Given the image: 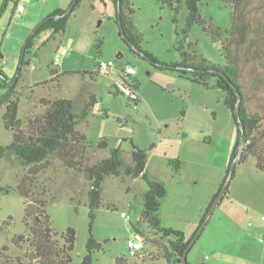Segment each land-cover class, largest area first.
Returning a JSON list of instances; mask_svg holds the SVG:
<instances>
[{
    "label": "rangeland",
    "instance_id": "374dc122",
    "mask_svg": "<svg viewBox=\"0 0 264 264\" xmlns=\"http://www.w3.org/2000/svg\"><path fill=\"white\" fill-rule=\"evenodd\" d=\"M129 1L132 25L142 36V50L161 63H179L184 52L196 62L226 65L221 42H213L199 25L184 34L186 0ZM71 2L0 0V10L6 4L0 15V83L2 77L9 82L16 77L22 49L29 42L16 85L18 118L23 125L29 117L44 112L39 105L41 98L71 100L79 113L94 97L87 119L76 126L93 147L88 165L117 148L122 160L130 164V141L147 149L148 176L162 182L167 191L161 201V225L186 230L190 218L204 213L222 184L237 138V127L223 103L225 93L214 87V80L207 87L198 85L175 72L156 69L134 53L119 36L113 0H82L63 33L52 35L45 30L34 34L45 17L56 9L67 10ZM18 4L23 7L21 13L16 12ZM197 7L209 25L222 31L229 28L231 8L221 0H201ZM56 55L57 66L53 64ZM101 63L113 66L102 70ZM254 66H259L256 60L243 71L245 99L250 112L264 116V85H257L259 74L250 72ZM128 67L135 75L125 76ZM68 72L73 75H65ZM257 72L262 73V69L257 68ZM123 80L136 81L138 102L116 93ZM4 91L0 88V96ZM3 113L0 109V146H7L12 133L3 125ZM259 131L264 142V121ZM101 140L107 148H97ZM173 160L180 162L177 172L169 165ZM255 164V158L250 157L234 166L226 195L214 206L187 253L188 264H264V173ZM26 172L27 167L15 154L0 159V253L6 249L4 254L19 259V264H28L25 254L30 252L25 240L20 246L13 245L14 237L29 236L24 225L25 203L17 191ZM37 183L48 190L45 212L53 231L58 235L68 228L75 231L72 264L82 261L89 237L101 248L93 252L92 264H116L117 258L126 264H167L164 248L150 243L156 240L169 251L167 239L154 234L146 223L139 224L145 239L132 227L143 210L147 185L142 180L123 175L104 179L101 204L93 220L88 207L90 183L82 174L52 162ZM170 208L174 209L173 218L163 214ZM197 225L184 235L186 240ZM128 241L141 242L135 256L129 254Z\"/></svg>",
    "mask_w": 264,
    "mask_h": 264
},
{
    "label": "trees",
    "instance_id": "16d2710c",
    "mask_svg": "<svg viewBox=\"0 0 264 264\" xmlns=\"http://www.w3.org/2000/svg\"><path fill=\"white\" fill-rule=\"evenodd\" d=\"M200 1H185L188 13L184 34L186 35L193 25H199L213 42L220 41L222 54L226 61L224 67L208 64L205 60L196 62L193 57L184 52H181L182 60L179 63H161L151 54L142 50V36L132 25L130 18L133 13L130 1L113 0L119 36L129 48L148 60L156 69L175 72L198 85L207 87L209 81L214 80V87L225 93L223 103L237 127V138L232 147L226 175L207 205L190 240H186L181 231L166 229L161 225L159 210L167 191L162 182L152 180L148 176L147 149H141L130 141L132 147L130 164H126L122 160L120 150L117 148L112 150L109 156L88 165L90 151L93 147L89 144L86 136L76 129V126L87 119L90 108L95 102L94 97L90 98L89 103L79 113L74 111L71 100L41 98L39 105L44 108V112L29 117L24 126L18 118L19 96L16 85L20 78L29 42L22 49L16 77L10 82L2 77L3 82L0 83V88L5 90L0 96V109H4L2 122L5 129L12 133V141L7 146H0V159L15 154L21 164L27 167V172L17 185V191L25 203L24 225L29 236L27 238L23 235L14 237L13 245L20 246L25 240L30 248V252L25 254L28 264H72L71 253L74 247L75 231L68 228L61 235L53 231L49 216L45 212L48 190L37 183L38 177L50 169L52 162L59 163L66 170L82 174L83 179L90 183L88 207L91 220L94 219V211L101 204V184L104 179L123 175L140 179L146 183L147 191L143 195V210L140 220L132 227L136 234L145 239L146 237L139 229V224L146 223L154 234H159L161 239H167L169 251L166 246L161 245L162 243L158 244L159 242L156 240L149 241L164 248L167 264L181 263L186 247L195 236L201 223L205 221L211 206L215 202L217 204L226 195L234 173V167L230 171V166L234 161L236 165L253 157L256 160V169L264 173L263 132L259 131L264 116L249 111L243 88V71L252 60H256L259 66H254L250 72L254 75L259 74L256 79L257 85H264V77L261 76L264 74V0H221L231 8L230 26L225 31L209 25L200 16L197 7ZM81 2L82 0H72L67 10L56 9L50 13L38 24L34 34L45 30L51 31L52 35L63 33L67 21ZM5 5L1 8L0 15L3 13ZM257 68L262 69V73L257 72ZM52 75H55L54 71ZM65 75H73V73L68 72ZM123 83L137 94L136 81L127 83L123 80ZM116 90V93H120L117 87ZM126 99L136 103L139 97L137 94L136 100ZM236 109L238 112L235 114ZM97 148H107L106 141H99ZM152 148L153 146L150 147V149ZM169 165L174 172H177L180 162L173 160L169 162ZM4 192L8 193L9 190L6 189ZM8 223L9 220L6 224ZM100 249V244L89 237L86 254L79 264H92L93 252ZM5 251L6 249H3V252L0 253V264L20 263L19 259L12 260L4 254ZM116 264H126V261L123 258H117Z\"/></svg>",
    "mask_w": 264,
    "mask_h": 264
},
{
    "label": "built area",
    "instance_id": "2783aa9c",
    "mask_svg": "<svg viewBox=\"0 0 264 264\" xmlns=\"http://www.w3.org/2000/svg\"><path fill=\"white\" fill-rule=\"evenodd\" d=\"M24 0H22L23 2ZM23 11V7L21 4H18L16 6V12L17 13H21ZM53 64L55 66H57L59 64V56L56 55V57L54 58V61H53ZM111 66H113V64H106V63H101L100 66H99V69H102V70H107L108 68H110ZM124 74L125 76H133L135 75V71L134 69L128 67L125 71H124ZM119 92L121 94H123L126 98H129L131 100H136L137 99V94L136 92H134L128 85L124 84L123 81L120 85V87L118 88ZM122 216L123 217H126V215L124 213H122ZM127 247H128V250H129V254L131 256H135L136 255V252L141 250V242H132V241H128L127 242Z\"/></svg>",
    "mask_w": 264,
    "mask_h": 264
},
{
    "label": "water",
    "instance_id": "95a60500",
    "mask_svg": "<svg viewBox=\"0 0 264 264\" xmlns=\"http://www.w3.org/2000/svg\"><path fill=\"white\" fill-rule=\"evenodd\" d=\"M237 112H238V110L236 109L235 110V114ZM234 165H235V161L231 164L230 171H232ZM215 205H216V202L211 206L205 221L201 223V225L199 226V229L197 230L195 236L193 237V239L190 241V243L186 247V249H185V251L183 253L182 259H181V264H188L187 261H186L187 253L190 250V248L192 247V245L195 243V241L198 239V237L200 236V234H201L202 230L204 229V227L206 226V223H207V221H208V219H209V217H210Z\"/></svg>",
    "mask_w": 264,
    "mask_h": 264
},
{
    "label": "crops",
    "instance_id": "0c3cea01",
    "mask_svg": "<svg viewBox=\"0 0 264 264\" xmlns=\"http://www.w3.org/2000/svg\"><path fill=\"white\" fill-rule=\"evenodd\" d=\"M206 206L207 205H205V207H204V209L203 210H205L206 209ZM161 209H162V205L160 206V210H159V217H160V219H161V221L163 220V217H162V214H161ZM169 210V209H168ZM173 210L174 209H171L170 208V210H169V212L167 211V212H164L163 214H164V216H170L171 218H173V217H175V215L173 214ZM202 213H201V215L197 218V219H191L190 218V220H189V222H188V226H187V231L186 230H184V229H177L178 227H175V226H173V225H170V228H172V229H174V230H182V233L184 234V235H188V234H190L191 232H192V230L195 228V226L199 223V221H200V219H201V217H202ZM167 220H169V219H167ZM163 222V221H162ZM167 223V222H166Z\"/></svg>",
    "mask_w": 264,
    "mask_h": 264
}]
</instances>
